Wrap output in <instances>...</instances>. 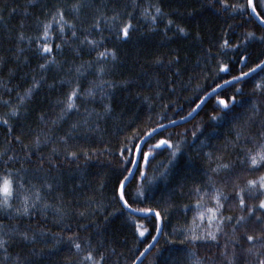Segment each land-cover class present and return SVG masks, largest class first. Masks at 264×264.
I'll list each match as a JSON object with an SVG mask.
<instances>
[{"label":"trees","instance_id":"16d2710c","mask_svg":"<svg viewBox=\"0 0 264 264\" xmlns=\"http://www.w3.org/2000/svg\"><path fill=\"white\" fill-rule=\"evenodd\" d=\"M253 4L264 17V0ZM235 5L245 7L234 11ZM57 11L75 27L66 26L63 34L56 27L49 41L52 53L42 54L37 38ZM129 22L125 38L119 29ZM85 36L98 44L82 43ZM105 50L109 55L98 60L97 53ZM261 60L264 27L247 0H0V101H10L0 103V117L12 128L9 134L0 123V173L11 170L24 185H17L11 209L0 208V238L6 241L0 264H80L88 251L97 260L102 254V264H133L157 231L154 215L131 213L116 192L137 145L145 133L188 116L217 84ZM222 65L228 70L220 71ZM257 81H264V71L219 89L189 120L158 131L141 146L126 198L132 209L159 211L162 228L140 264H193L192 253L202 264H226L220 253L228 236L220 235L218 247L210 240L185 239V229L195 211L194 187L210 190L211 177L232 196L233 180L243 185L260 174L250 172L245 159L248 149L264 143V91L255 90ZM77 84V109L65 115V101ZM90 87L93 95L87 93ZM218 98L229 102L234 119L219 118L224 113ZM13 107L19 109L14 117L9 115ZM160 139L179 146L174 158L167 146L150 149ZM149 151L145 164L142 153ZM9 156L13 159L5 165ZM220 164L230 167L212 172ZM37 192L40 199L29 213L17 214L22 197L30 195L31 203ZM259 198L264 197L247 202L258 204ZM222 211L233 223L246 215L235 199ZM254 221L248 222L249 234L260 230ZM138 225L147 229L143 237ZM224 233L231 235V224L225 222ZM69 237L84 251L77 252ZM246 247L244 240L229 244L233 264H258L264 256V249L253 256Z\"/></svg>","mask_w":264,"mask_h":264},{"label":"snow or ice","instance_id":"6c2138e0","mask_svg":"<svg viewBox=\"0 0 264 264\" xmlns=\"http://www.w3.org/2000/svg\"><path fill=\"white\" fill-rule=\"evenodd\" d=\"M225 7H228V5L225 3ZM244 5H235L233 6V10L237 9H243ZM247 7L251 8L253 13H256V8L253 5V0H247ZM161 10L159 8L156 9V12L159 13ZM258 17H260L259 13H256ZM155 19V18H153ZM260 22L264 24V17H261ZM171 23V21H169ZM73 28L74 25L69 24L65 18L62 11H57L53 14L52 19L44 24L43 26V33L42 36L37 38L38 43V50L42 54H51L53 51V48L49 41L52 37V31L58 27L59 32L63 34L65 32V28ZM95 28H99V21L96 22L94 25ZM132 28V24L129 22L127 24H124L122 28L119 29V33H122L123 37H128L130 34V29ZM180 31H183V29H180ZM253 34L249 33L248 36L251 37ZM72 36H76V32H72ZM23 39V35L20 37ZM87 42L89 45L96 46L98 44L95 40H88L87 36H85L84 41L82 43ZM227 44V41L225 42ZM55 47L59 49L61 47L60 44H56ZM109 55V51H101L97 53V59L103 60ZM114 55V54H113ZM241 61L245 60L246 57L241 56ZM41 69L46 68V64L40 65ZM257 69H260L261 71H264V60H261L260 63L256 64L254 68H249L248 72H241L240 77H247L252 73H255ZM228 65H222L220 68V71H227ZM99 73L104 72V68L101 67L98 69ZM240 77H233V80H239ZM103 84L104 82L101 81ZM225 83H229V81H225ZM36 85L33 84V87ZM220 85L217 84L216 88H219ZM255 90L257 91H264V81H257L255 83ZM239 91V89L237 90ZM212 92H215V88L212 89ZM31 89L27 90L26 94H30ZM88 95H93V89L90 87L87 90ZM207 95V94H206ZM80 92H79V85L77 84L76 87L72 88L70 93L67 96V99L65 101V108L62 110L63 113L66 115L69 112H71L74 109H77L76 100L79 98ZM21 101L24 99V97L19 98ZM203 98H201L202 100ZM233 101L235 100V97L232 98ZM0 103H3L4 105H9L10 101L3 100L0 101ZM217 103L221 106V111L224 113L222 117H219L221 119H234V115H230V106L229 102L225 99L218 98ZM199 107V105H197ZM107 110V108H106ZM228 110V111H224ZM19 109L18 108H11L9 115L11 116H17ZM192 111H195V109H192ZM189 116L192 115V112L188 113ZM218 116H213L212 119L216 120ZM181 120H184L185 117L181 116ZM0 123L4 124L5 126H8L9 134H11L12 128L9 125V121L6 118L0 117ZM171 124H175L176 121L172 120L169 121ZM76 125H73V128H75ZM157 127L162 128L163 125H157ZM152 132H155V129H151L150 132L145 133V135H150ZM193 137H196V132H193ZM16 141L19 142L20 137H15ZM64 139L63 137L61 138ZM37 143H39V138H37ZM162 146H167L170 149H173L172 157L174 158L176 153L180 151V148L178 145L174 146L172 142L168 139H160L157 141L155 145H151L150 149H158ZM138 151L140 150V146L137 145ZM55 151V150H53ZM68 156L76 158L77 153L75 152H69L67 153ZM144 157V163H149V157L152 155V152H143L142 153ZM13 159L12 156L8 157L7 161H4V164L7 165L8 161H11ZM245 159L248 164V170L250 172L256 173L260 172L258 176H255L254 178L247 179L246 182L241 185L240 183L236 182V180L232 181V189H233V195L227 196L224 194V191L221 188L216 187L215 182L212 180L211 177H209V184L211 185L210 190L204 189L202 190L200 187H194L193 193L195 195V211L192 219V223L189 228L185 229V232L187 235L185 236V239L190 240L191 242L199 241V240H210L213 242H217V246L219 247V237L221 234H224L228 236V239L225 240V244L223 246V250L221 251V255L224 257L226 264H233V259L230 258L228 253V246L229 244H236L239 243L241 240H244L245 243L248 245L244 249L245 252L257 256L260 253L261 249H264V198H259L258 204H248V198H258V197H264V172H261V169H264V143L259 144L256 146L255 150L248 149L245 154ZM244 161H242L243 163ZM133 164H137L138 161H132ZM230 165L228 164H220L217 165L216 168L212 169V172H218L220 169H228ZM127 171L131 174L132 170L127 169ZM166 175V173H164ZM146 173L141 170L140 176L144 177ZM128 177L124 176L123 179L119 180L118 187L116 189V192L118 194L119 201L122 203L124 208L131 209L132 211L137 212H144V213H152L154 212L156 216V229L159 232L160 231V222H161V215L159 211H155L151 208H137L132 209L131 204L129 203L128 199L126 198V185L125 181H127ZM17 185H19V188H23L24 185L20 183V181L16 180L12 171L5 169L2 173H0V208L3 209H11L13 207L11 201L16 198L17 196ZM51 187V185H49ZM139 195H143V192H140L139 189L137 190ZM40 199L39 193L37 192L34 198V201L30 203V195H24L22 197V207L17 208L16 212L17 214H28L29 209L31 207L35 206V201H38ZM230 199H235L238 201V206L241 210V212H244L246 210V215H240L238 217H235V222L233 223V217L228 216L225 217L223 215V209L225 207V203L229 201ZM209 201H212L211 206H209ZM188 207V206H185ZM255 217V223L260 224V230L257 231L255 234H249L248 229V222L250 219ZM205 221L207 224L205 225ZM225 222L232 225V233L231 235H228L227 233H224V225ZM137 231L139 232V235L143 237L145 233L147 232V229H142L139 225L137 226ZM21 235L24 236L25 239H27V235L22 233ZM153 240L156 239L155 236L152 237ZM70 244L72 247L76 249L77 252H83L84 249L82 248V245L80 242H78L77 238L75 237H69L68 238ZM6 244V241L3 238H0V248L4 247ZM149 246H146V250ZM145 253L141 252L140 256L136 257V260H140L142 256H144ZM194 257L193 264H202V261L196 257L195 253L191 254ZM231 256H235V251L231 253ZM104 257L101 254L100 259L97 260L94 258L92 251H88L85 255L81 257L80 264H102ZM133 264H136L135 261H133ZM258 264H264V256H261L258 259Z\"/></svg>","mask_w":264,"mask_h":264},{"label":"water","instance_id":"95a60500","mask_svg":"<svg viewBox=\"0 0 264 264\" xmlns=\"http://www.w3.org/2000/svg\"><path fill=\"white\" fill-rule=\"evenodd\" d=\"M254 5V4H253ZM250 11H251V14L253 15V17L260 23V25H262L263 27H264V24H262L261 22H260V17H258L257 16V12L256 13H253V11H252V9L250 8ZM258 71H260V69H257L256 70V72L255 73H257ZM255 73H252V74H250L249 76H251V75H253V74H255ZM249 76H247V77H249ZM237 77H240V76H237ZM247 77H240V79L239 80H233V79H231V80H229V83H223V84H221L220 85V87L219 88H215V92L216 91H218L219 89H221V88H223V87H225V86H227V85H229V84H232V83H236V82H238V81H241V80H243V79H246ZM215 92H209L199 103H198V105H199V107H195V111H193L192 112V115L191 116H186L185 117V119L184 120H181V119H179V120H177L176 121V123L175 124H178V123H183V122H185V121H187V120H189L195 113H196V111L201 107V105L211 96V95H213ZM175 124H171V123H168V124H166V125H163V127L162 128H156L155 129V132H152L150 135H146L142 140H141V142H140V144H139V146H140V149H141V146L143 145V143L146 141V140H148L151 136H153L155 133H157L158 131H160V130H162V129H164V128H167V127H169V126H172V125H175ZM138 155H139V151H138V149H136V152H135V159H134V161H138ZM136 167H137V164H133L132 165V167H131V170H132V172H131V174L130 173H128V179H127V181H125V185H127L128 184V182L132 179V177H133V175H134V172H135V169H136ZM131 213H133V214H135V215H138V216H145V215H154L155 216V214H154V212H152V213H144V212H137V211H132L131 209H128ZM156 217V216H155ZM161 228H162V221L160 222V231L158 232V231H156V234L154 235L155 237H156V239L155 240H151V242L147 245V246H149L148 248H147V250H146V247L143 249V251L142 252H144L145 253V255L144 256H142L141 258H140V260H135V262H136V264H140L141 262H142V260L145 258V256L150 252V250L154 247V245L156 244V242L158 241V238H159V236H160V233H161ZM140 256V255H139Z\"/></svg>","mask_w":264,"mask_h":264}]
</instances>
